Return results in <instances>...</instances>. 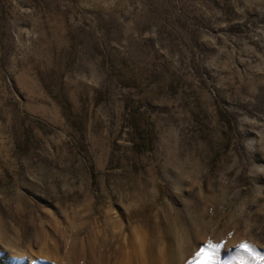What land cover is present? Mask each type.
Listing matches in <instances>:
<instances>
[{"label":"rangeland","instance_id":"rangeland-1","mask_svg":"<svg viewBox=\"0 0 264 264\" xmlns=\"http://www.w3.org/2000/svg\"><path fill=\"white\" fill-rule=\"evenodd\" d=\"M166 233L264 264V0H0V264Z\"/></svg>","mask_w":264,"mask_h":264},{"label":"bare ground","instance_id":"bare-ground-1","mask_svg":"<svg viewBox=\"0 0 264 264\" xmlns=\"http://www.w3.org/2000/svg\"><path fill=\"white\" fill-rule=\"evenodd\" d=\"M164 238H165L166 243H163L164 244L163 249H165L166 253L160 254L158 252L159 250H157L156 248L155 249H156L157 253H155L154 247L151 245V242H149V240L146 239L145 246L143 244L144 247L138 251L135 247H131V246H128L129 248L127 250L124 248L125 252H120L121 260L127 261L128 263L130 262V264H165L166 261L170 262L169 264H176L177 262L175 259V255L177 253L178 248L180 247V246L177 247V238L172 233H171V236H168V234H167ZM178 241H179V239H178ZM69 248L71 249V245ZM72 249L74 250L76 248L74 247ZM141 250H142V253H140ZM90 253L93 256L95 251L93 249H91ZM158 253H159V255H158ZM71 256H72L73 260H77L78 257L80 256V252H73L72 251V253L69 254L70 260H71ZM99 259H102L101 254H98V259H96V260H99ZM96 260H94V262L91 264H95V263L99 264ZM177 260H179V259H177Z\"/></svg>","mask_w":264,"mask_h":264},{"label":"snow or ice","instance_id":"snow-or-ice-1","mask_svg":"<svg viewBox=\"0 0 264 264\" xmlns=\"http://www.w3.org/2000/svg\"><path fill=\"white\" fill-rule=\"evenodd\" d=\"M219 247L220 245H212L209 243L206 248H202L200 252L196 254L198 258L202 257L200 264H218V261L215 258V253ZM240 247L246 252H252V249L247 244L241 245ZM193 264H195V262H193Z\"/></svg>","mask_w":264,"mask_h":264}]
</instances>
